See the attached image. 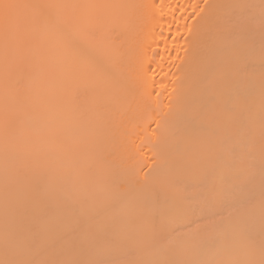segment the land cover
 <instances>
[{
	"label": "bare ground",
	"instance_id": "6f19581e",
	"mask_svg": "<svg viewBox=\"0 0 264 264\" xmlns=\"http://www.w3.org/2000/svg\"><path fill=\"white\" fill-rule=\"evenodd\" d=\"M0 264H264V0H0Z\"/></svg>",
	"mask_w": 264,
	"mask_h": 264
}]
</instances>
